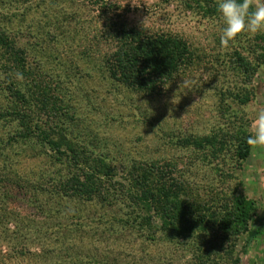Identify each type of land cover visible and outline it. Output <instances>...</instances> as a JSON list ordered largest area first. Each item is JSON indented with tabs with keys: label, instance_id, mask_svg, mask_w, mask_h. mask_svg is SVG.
Segmentation results:
<instances>
[{
	"label": "rangeland",
	"instance_id": "obj_1",
	"mask_svg": "<svg viewBox=\"0 0 264 264\" xmlns=\"http://www.w3.org/2000/svg\"><path fill=\"white\" fill-rule=\"evenodd\" d=\"M112 1L127 22L187 41L193 64L184 67L162 94L148 96L109 78L104 66L107 45L100 37L104 17L87 0H0V27L28 47L29 62L40 67L42 81L55 94V112L62 118L65 113L74 115L75 127L69 118L64 123L70 129L82 127L79 135L92 141L95 151L126 169L141 161L173 163L169 167L175 177L208 200L238 190L259 205L252 226L263 230L233 239L221 256L212 254L210 260L202 256L201 235L172 242L146 229L105 233L88 225L57 234L64 222L76 226L68 210L79 209L92 218L105 214L107 220L119 213L45 194L40 198L48 202L47 214H39L34 185L61 165L46 154L38 155L36 145L20 143L0 155V264H235L237 257L238 264H264V146H252L250 157L239 164L232 146L216 160L177 142L185 136L223 132L234 137L244 127L251 134L255 131L258 114L264 111V61L259 59L264 51L259 37L264 33L222 45L223 21L213 12L217 0ZM46 34L48 39L42 36ZM238 53L257 68L251 81L238 66ZM4 77L0 72V84ZM1 88L0 107L7 108L11 102ZM245 94L250 100L243 104L236 95ZM17 128V122L0 121V145ZM53 203L60 205L58 216L47 212ZM154 220L159 227L158 218Z\"/></svg>",
	"mask_w": 264,
	"mask_h": 264
},
{
	"label": "trees",
	"instance_id": "obj_2",
	"mask_svg": "<svg viewBox=\"0 0 264 264\" xmlns=\"http://www.w3.org/2000/svg\"><path fill=\"white\" fill-rule=\"evenodd\" d=\"M87 1L104 17L100 37L107 45L104 66L110 79L131 90L156 96L164 92L184 67L193 64L192 51L184 38L127 22L112 0ZM216 8L213 12L218 14ZM42 36L46 39L50 37L47 34ZM259 39L264 41V35H260ZM237 55L239 68L251 81L257 68L241 54ZM259 59L264 61V51ZM0 72L5 73L1 81L3 88L1 84L0 88L11 102L10 106L13 104L12 110L10 106L0 107V121L18 124L15 135L0 145V155L8 146L12 150L17 144L29 143L38 147V155L46 154L53 164L58 162L61 165L58 172L41 177L34 185V191L38 193L35 202L38 213H46L48 202L40 198L45 194L58 201L92 202L104 212L113 210L119 213V216L110 215L107 220L105 214L92 218L80 213L79 209L68 210L66 214L74 218L76 226L64 222L55 233L67 234L83 230L86 228L84 225H88L91 230L103 229L105 233L111 230L114 233L125 230L139 233L146 229L151 233L160 232L172 242L201 235L205 238L202 256L210 260L212 254L221 256L233 239L246 233L254 236L263 230L261 225L252 226L258 216L259 205L238 190L231 195L208 200L199 193L193 194L175 177L169 167L173 163L162 165L159 160L141 161L126 169L106 154L95 151L92 141L79 135L82 127L70 129L64 123L63 119L67 122L69 118L72 126L77 125L74 115L67 117L65 113L62 118L60 112H55V94L51 85L42 81L40 67L29 62L28 47L20 45L15 35L2 27ZM236 98L243 104L250 100L248 94L236 95ZM41 117H45L46 121H42ZM230 134L185 136L177 142L184 148L205 151L216 160L227 146H232L230 150L234 160L242 164L252 152V146L247 143L251 133L244 127L234 137ZM58 205L50 204L47 212L58 216L62 213L56 208ZM155 217L160 222L159 227L155 225ZM228 253L232 255L233 250ZM233 262L238 264L239 258L233 259Z\"/></svg>",
	"mask_w": 264,
	"mask_h": 264
},
{
	"label": "clouds",
	"instance_id": "obj_3",
	"mask_svg": "<svg viewBox=\"0 0 264 264\" xmlns=\"http://www.w3.org/2000/svg\"><path fill=\"white\" fill-rule=\"evenodd\" d=\"M216 11L223 21L222 45L249 34L264 33V0H217ZM251 146H264V111L258 114L255 131L248 136Z\"/></svg>",
	"mask_w": 264,
	"mask_h": 264
}]
</instances>
